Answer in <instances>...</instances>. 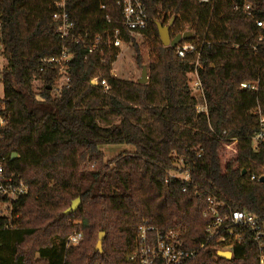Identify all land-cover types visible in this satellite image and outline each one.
<instances>
[{
    "label": "trees",
    "instance_id": "trees-1",
    "mask_svg": "<svg viewBox=\"0 0 264 264\" xmlns=\"http://www.w3.org/2000/svg\"><path fill=\"white\" fill-rule=\"evenodd\" d=\"M250 1L255 18L264 20V0ZM142 2L149 19L143 35L157 37L156 22L172 20V37L190 32L180 43L199 50L179 57L176 47L154 39L145 83L113 76L116 50L88 53V41L72 44V58L62 65L43 63L60 55L53 0H0L6 59L0 162L28 186L9 214L0 215V264H133L127 255L141 224L174 231L185 247L197 249L206 242L208 195L264 220V143L258 151L251 147L260 129L253 110L264 111V41L256 51L250 47L254 20L233 8L242 0ZM68 7L80 36L118 28L124 41L136 44L115 0H74ZM61 69L67 83L57 89ZM190 73L198 77L206 113L196 112L201 100L191 92ZM93 78L104 79L108 89L91 84ZM248 80H258L259 89H241ZM226 138L237 139L236 151L222 169ZM107 144L132 150L104 160L100 146ZM179 158L191 168L186 191L168 177ZM78 196L77 209L64 214ZM75 231L83 239L67 247ZM101 231L102 250L95 251ZM226 245L230 259L216 254ZM187 264H259L258 248L247 234L241 243L208 242Z\"/></svg>",
    "mask_w": 264,
    "mask_h": 264
},
{
    "label": "built area",
    "instance_id": "built-area-1",
    "mask_svg": "<svg viewBox=\"0 0 264 264\" xmlns=\"http://www.w3.org/2000/svg\"><path fill=\"white\" fill-rule=\"evenodd\" d=\"M72 1L74 0H53L54 10L52 19L54 22V31L61 40L60 55L57 57L43 58V63L62 65L64 62H68L72 58L70 46L81 41H88V53L98 51L102 55L105 49L112 48L116 50L115 58L119 53V49L123 46L131 45L130 41H124L121 38V32L118 28L108 30L106 36L96 34L90 38L87 31L80 36L76 32V22L71 17L68 7ZM201 1L206 2L208 0ZM115 2L121 9L122 25L130 37L135 38V36L143 35V30L148 26L149 19L142 0H115ZM100 7L101 9H105V5L103 4ZM233 8L241 9L246 17L254 20L256 26L255 43H251L250 47L256 51L258 48L257 43L264 41V20L255 18V7L250 0H242L240 4L234 3ZM106 20L110 21L109 15H106ZM2 27L3 23L0 15V59L4 58ZM192 52L199 54V50L193 42L179 43L176 46V54L179 57H184L187 53ZM61 73L62 77L57 84V89H60L67 83V76L63 69H61ZM111 74L115 77L117 76L112 70ZM93 79H96L95 85L102 86L104 90L108 89L107 82L104 79ZM195 87L198 89V98L201 100L195 105L196 112L206 113L207 105L199 80L195 84ZM240 88L257 91L259 89L258 80L243 81L240 83ZM253 113L259 116L260 129L251 137V147L253 151H258L260 145L264 143V111L257 105ZM4 124L5 118L3 115V107L1 106L0 126ZM221 141V148L233 157L236 151L237 139L226 138ZM168 177L181 181L183 191L187 190L188 184L193 185L191 182V168L187 163H184L182 158L177 160L176 169L169 171ZM255 178L256 176L251 174L249 180H254ZM193 189L194 193L200 196L197 185H194ZM27 191L28 186L21 176L12 170L6 169L0 162V215H7L2 210V207L8 205L11 207V204L20 196L26 194ZM206 202L207 204L203 211V217L208 221L204 228L206 242L200 244L199 248L193 249L185 247L182 239L174 231L162 232L157 227L141 224L137 229L138 233L135 245L127 255L128 261L133 264H187L196 257L199 249L203 248L206 243L226 242L228 239L233 240L235 243H241L247 234L257 245L258 263L264 264V220L247 210L232 209L211 195L206 197ZM82 239V233L75 231L66 238L65 245L67 247L76 246ZM219 250H230L232 252V247L226 245L217 251Z\"/></svg>",
    "mask_w": 264,
    "mask_h": 264
},
{
    "label": "rangeland",
    "instance_id": "rangeland-1",
    "mask_svg": "<svg viewBox=\"0 0 264 264\" xmlns=\"http://www.w3.org/2000/svg\"><path fill=\"white\" fill-rule=\"evenodd\" d=\"M164 23V25H167ZM171 37L173 36L172 31L170 30ZM158 39L159 37H155L154 35H141L135 36L136 44L132 43L129 46H123L119 49V53L115 60L111 63V70L117 75V77L123 79H130L133 81H138L141 76L142 66H145L147 69V63L150 59L153 58L152 46L154 45V39ZM6 64V59H0V98L3 96V85L1 81V71L4 65ZM148 76V69H147ZM189 86L191 88L192 94L197 96L198 99V89L195 87V80L191 73L188 75ZM39 82L34 83L35 88L38 87ZM100 149L104 153V160H108L113 158L116 154L122 151H131L132 147L124 144H107L100 146ZM231 155L228 152H224L221 149L220 152V161L222 169L225 168V163H227L231 159ZM10 206L2 207L5 214H9Z\"/></svg>",
    "mask_w": 264,
    "mask_h": 264
},
{
    "label": "water",
    "instance_id": "water-1",
    "mask_svg": "<svg viewBox=\"0 0 264 264\" xmlns=\"http://www.w3.org/2000/svg\"><path fill=\"white\" fill-rule=\"evenodd\" d=\"M172 20H170L168 22L167 25L162 24L161 22H156V29H157V33L159 36V40L162 43L163 46H170L172 48L176 47L181 41L183 40H187L190 36L191 33L190 32H183V33H178L176 34L174 37H171L170 35V25H171ZM148 80V76H147V69L145 66H142V70H141V76L138 80L139 83H145ZM91 84L95 85L96 84V79H93L91 81ZM50 88V87H49ZM16 153H12L11 157H16ZM246 171L243 169L242 170V174H244ZM264 180V176L260 177V181ZM81 202L80 197H76L74 198L70 205L63 211L64 214H69L71 212H74L77 207L79 206ZM103 238H104V232L101 231L98 233V238H97V242L95 245V251H101L102 250V242H103ZM217 255L221 258L224 259H230L232 257V252L230 250H219L217 251Z\"/></svg>",
    "mask_w": 264,
    "mask_h": 264
},
{
    "label": "crops",
    "instance_id": "crops-1",
    "mask_svg": "<svg viewBox=\"0 0 264 264\" xmlns=\"http://www.w3.org/2000/svg\"><path fill=\"white\" fill-rule=\"evenodd\" d=\"M191 75L193 77V80H195V83H197L198 82V77H197L196 73H191Z\"/></svg>",
    "mask_w": 264,
    "mask_h": 264
}]
</instances>
